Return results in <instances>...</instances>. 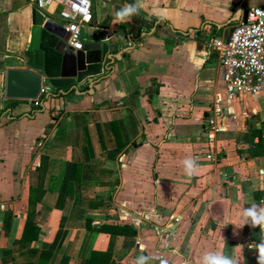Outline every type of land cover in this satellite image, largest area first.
I'll list each match as a JSON object with an SVG mask.
<instances>
[{
	"label": "crops",
	"instance_id": "1",
	"mask_svg": "<svg viewBox=\"0 0 264 264\" xmlns=\"http://www.w3.org/2000/svg\"><path fill=\"white\" fill-rule=\"evenodd\" d=\"M91 1L84 41L129 46L114 48L118 58L95 81L64 93L42 82L35 105L6 97L8 69L25 68L18 57L35 0H0V264H91L93 251L110 254L109 264H202L210 252L258 264L264 227L243 213L264 208V155L246 151L264 134V97L228 96L214 41L229 37L239 4L264 0ZM126 6L136 11L121 20ZM45 13L64 24L58 8ZM218 96L223 130L209 142ZM42 163L35 230L26 228L29 196ZM99 224L137 233L92 229Z\"/></svg>",
	"mask_w": 264,
	"mask_h": 264
},
{
	"label": "water",
	"instance_id": "2",
	"mask_svg": "<svg viewBox=\"0 0 264 264\" xmlns=\"http://www.w3.org/2000/svg\"><path fill=\"white\" fill-rule=\"evenodd\" d=\"M264 7V5H263ZM247 18L250 7L239 4L238 16L230 22ZM129 40L114 43L109 40L87 42L83 48L75 51L67 43L65 27L45 12L33 9V24L30 39L24 52L18 57L25 68L8 69L6 78V97L10 99H30L33 102L39 97L42 82L50 90L76 88L84 81H95L103 72L106 63H113L118 57L114 48L121 50L129 46Z\"/></svg>",
	"mask_w": 264,
	"mask_h": 264
},
{
	"label": "built area",
	"instance_id": "3",
	"mask_svg": "<svg viewBox=\"0 0 264 264\" xmlns=\"http://www.w3.org/2000/svg\"><path fill=\"white\" fill-rule=\"evenodd\" d=\"M35 8L42 12L58 8L59 16L64 20L68 45L75 51L83 48L82 27L93 20L91 0H35ZM214 45L223 67V81L228 96L249 92L264 97V7L251 6L247 18L235 22L229 37L216 39ZM44 93L46 87L41 88L35 105L41 103ZM222 115V98L218 96L207 117L205 132L209 142H215L223 130L220 122ZM207 156L214 159L211 153Z\"/></svg>",
	"mask_w": 264,
	"mask_h": 264
},
{
	"label": "trees",
	"instance_id": "4",
	"mask_svg": "<svg viewBox=\"0 0 264 264\" xmlns=\"http://www.w3.org/2000/svg\"><path fill=\"white\" fill-rule=\"evenodd\" d=\"M8 107H10V105L6 106L3 110H6ZM254 136H258L259 140L257 142L254 141ZM246 151L250 152V154L252 156H260V155H264V134L261 132H257V134L251 135L250 139H249V146L246 148ZM41 180H40V184L38 187L35 188H31L30 189V196H29V212H28V217H27V225L26 228L29 224H32V226L35 228V225L37 226V224L35 223V218L37 216V205L42 201V199L44 198L45 195V188H44V164L42 163L41 165ZM91 221V217H88V222ZM124 228L126 229H122L120 226L116 225V226H110V225H106V224H99L98 226H92L93 230H107L109 232H114V233H125L127 231L130 232L131 235H134L137 233V229L133 226V225H123ZM25 228V231H26ZM38 229L37 227L35 228V230ZM24 231V233H25ZM24 235L23 234V239H24ZM57 239H58V235H57ZM57 239H55L54 243L51 245L50 249L47 251L48 254H52L53 251L55 250L56 246H57ZM45 252L43 251V254ZM98 260H104V264H109V261L111 260V255L106 253V252H99V251H93L92 255H91V264H98L97 261ZM99 264H102L101 262Z\"/></svg>",
	"mask_w": 264,
	"mask_h": 264
},
{
	"label": "clouds",
	"instance_id": "5",
	"mask_svg": "<svg viewBox=\"0 0 264 264\" xmlns=\"http://www.w3.org/2000/svg\"><path fill=\"white\" fill-rule=\"evenodd\" d=\"M136 11L134 6H126L124 9L117 13L119 19L124 20ZM185 171L189 176H192L197 169L195 161L186 159L184 161ZM245 220L251 218V226L264 227V208L257 210V206L253 205L251 208L245 210L243 213ZM258 264H264V244L258 246ZM202 264H241L239 256H226L221 252L207 253L202 259Z\"/></svg>",
	"mask_w": 264,
	"mask_h": 264
}]
</instances>
